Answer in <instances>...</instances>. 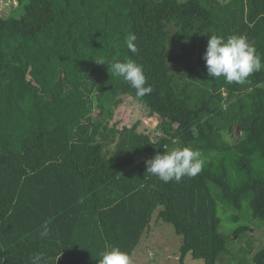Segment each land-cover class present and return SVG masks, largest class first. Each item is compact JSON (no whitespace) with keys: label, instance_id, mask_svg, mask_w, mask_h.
Returning a JSON list of instances; mask_svg holds the SVG:
<instances>
[{"label":"trees","instance_id":"obj_1","mask_svg":"<svg viewBox=\"0 0 264 264\" xmlns=\"http://www.w3.org/2000/svg\"><path fill=\"white\" fill-rule=\"evenodd\" d=\"M16 2L0 14V264H98L106 246L131 264L154 218L183 238L180 264H246L230 247L264 229V69L228 83L203 56L210 35L238 34L264 63V0ZM127 59L152 88L143 97L108 70ZM124 97L158 119L156 139L111 126ZM185 146L204 161L196 176L146 174Z\"/></svg>","mask_w":264,"mask_h":264},{"label":"clouds","instance_id":"obj_2","mask_svg":"<svg viewBox=\"0 0 264 264\" xmlns=\"http://www.w3.org/2000/svg\"><path fill=\"white\" fill-rule=\"evenodd\" d=\"M209 36V35H208ZM136 36L130 34L126 38L127 48L135 53L137 48L134 41ZM203 59L206 62L209 77H223L228 83L242 84L254 72L264 69L261 56L256 52L254 45L244 35L232 34L227 38L210 35L206 45ZM106 64L103 60H96ZM108 70L115 76L122 77L136 90L137 97H143L152 91L146 85V76L141 65L132 59L125 61L115 60L107 64ZM146 174L157 176L165 183L175 180L180 182L185 176H196L203 167L204 161L201 153L190 147H177L171 151L157 153L146 162ZM40 235L42 238L49 235L48 223L42 225ZM44 259L42 253L32 257V264H41ZM98 264H130V257L126 252L115 246H106L100 253Z\"/></svg>","mask_w":264,"mask_h":264},{"label":"rangeland","instance_id":"obj_3","mask_svg":"<svg viewBox=\"0 0 264 264\" xmlns=\"http://www.w3.org/2000/svg\"><path fill=\"white\" fill-rule=\"evenodd\" d=\"M16 0H1L0 14L7 17L17 8ZM20 16V13H17ZM117 128H132L137 125L141 133L150 134L156 139L158 119L151 117L145 104L135 101L130 97H124L122 104L115 111L111 126ZM224 205L219 206V215L223 220L222 232L231 234L227 219L222 213ZM253 233L248 232L246 236L236 239L230 247L233 255L241 256L246 264H252L253 256L264 249V229L254 224L251 225ZM183 238L176 234L175 228L171 224L160 222L154 218L151 230L145 235L141 244L135 251L131 264H180V248ZM243 250V251H242ZM247 252V253H246ZM229 256L226 257L228 261ZM185 264H204L202 261H195L188 257ZM218 264H222L221 261Z\"/></svg>","mask_w":264,"mask_h":264}]
</instances>
